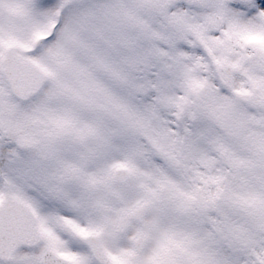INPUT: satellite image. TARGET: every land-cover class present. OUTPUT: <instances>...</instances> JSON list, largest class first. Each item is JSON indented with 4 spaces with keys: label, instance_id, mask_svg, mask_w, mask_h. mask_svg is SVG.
<instances>
[{
    "label": "snow or ice",
    "instance_id": "6c2138e0",
    "mask_svg": "<svg viewBox=\"0 0 264 264\" xmlns=\"http://www.w3.org/2000/svg\"><path fill=\"white\" fill-rule=\"evenodd\" d=\"M0 264H264V0H0Z\"/></svg>",
    "mask_w": 264,
    "mask_h": 264
}]
</instances>
